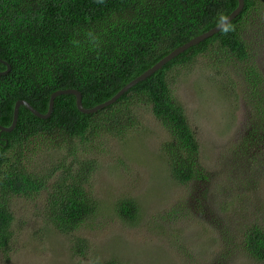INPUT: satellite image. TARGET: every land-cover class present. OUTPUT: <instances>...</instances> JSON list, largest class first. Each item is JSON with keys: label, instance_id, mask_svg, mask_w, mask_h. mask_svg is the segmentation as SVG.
<instances>
[{"label": "trees", "instance_id": "obj_1", "mask_svg": "<svg viewBox=\"0 0 264 264\" xmlns=\"http://www.w3.org/2000/svg\"><path fill=\"white\" fill-rule=\"evenodd\" d=\"M237 6V0H0V58L11 66L0 76V125L11 126L19 100L46 114L51 95L59 90L80 91L85 108L110 100L173 50L219 25L220 18H227ZM257 23L264 27V0H245L243 11L231 22L234 31L220 30L187 49L96 114L80 112L74 95L58 96L46 120L21 106L15 129L0 130V249L9 251L13 238L11 197L33 198L47 192L44 218L64 235L74 234L96 217L98 202L89 187L97 163L76 156L91 137L123 135L135 123L133 109L142 104L151 108L171 137L164 151L173 180L183 186L206 181L199 142L172 92L173 74L205 56L231 62L253 58L247 34ZM6 70L0 62V72ZM243 75L259 91L264 77L258 67L248 64ZM38 139L63 161L52 162L45 171H29L25 165L43 154L31 149L30 142ZM69 158L73 160L66 165ZM117 214L133 225L138 205L125 200ZM244 242L248 254L264 262V230L248 228ZM71 249L74 255L87 257L89 243L76 237ZM92 264L123 263L107 258Z\"/></svg>", "mask_w": 264, "mask_h": 264}, {"label": "rangeland", "instance_id": "obj_2", "mask_svg": "<svg viewBox=\"0 0 264 264\" xmlns=\"http://www.w3.org/2000/svg\"><path fill=\"white\" fill-rule=\"evenodd\" d=\"M254 27L247 34L254 55L248 61L205 56L173 74L172 92L199 142L206 181L183 186L173 180L164 151L171 137L142 104L123 135L91 137L76 156L97 163L89 187L98 202L96 217L64 235L44 218L47 192L11 197L13 238L9 251L0 249V264H92L107 258L123 264H264L248 254L244 242L248 228L264 230V83L256 91L243 75L251 64L264 77V27ZM30 143L43 154L25 165L29 171L63 161L43 139ZM125 200L139 208L133 225L117 214ZM76 237L88 241L87 257L73 254Z\"/></svg>", "mask_w": 264, "mask_h": 264}, {"label": "water", "instance_id": "obj_3", "mask_svg": "<svg viewBox=\"0 0 264 264\" xmlns=\"http://www.w3.org/2000/svg\"><path fill=\"white\" fill-rule=\"evenodd\" d=\"M237 1H238L237 8L227 17V20L230 23L235 18H237V16L243 11V9L245 7V0H237ZM219 31H220V27H219V25H217L216 27L212 28L211 30H209L203 34H200L199 36H197V37L191 39L189 42L185 43L184 45L176 48L170 54H168L163 59H161L158 63H156L153 67L148 69L146 72H144L142 75H140L139 77H137L136 79H134L130 83H128L126 86H124L113 98H111L110 100H108L102 104H99L93 108H85L84 107V105L82 103V94L80 91H78L76 89H66V90H59V91L54 92L51 95V98L49 101V109H48V112L46 114H43V113H40L39 111H37L27 101L19 100L16 102L15 107H14L13 121H12L11 126L4 127V126L0 125V130L2 132H12L15 129V127L18 123V117H19V112H20L21 106L27 107L35 116H37L41 119L46 120V119L50 118L52 113H53V110H54L55 99L61 95H74L76 97L77 107H78L80 112H82L84 114H88V115L96 114L99 111H102V110L114 105L123 95L128 93L133 87H135L140 82L146 80L148 77L152 76L158 70L162 69L168 62H170L171 60H173L174 58H176L177 56H179L180 54L185 52L187 49H189L192 46H195V45L205 41L206 39L214 36ZM0 62H2L4 65L7 66L6 71L0 72V76H4L10 72L11 66L1 58H0Z\"/></svg>", "mask_w": 264, "mask_h": 264}, {"label": "clouds", "instance_id": "obj_4", "mask_svg": "<svg viewBox=\"0 0 264 264\" xmlns=\"http://www.w3.org/2000/svg\"><path fill=\"white\" fill-rule=\"evenodd\" d=\"M97 2L103 3V0H97ZM218 23L222 33L227 34L230 31H234V27L231 25V23L227 20L226 17H221ZM88 35L92 37L94 43H97L98 38L95 37L91 31L88 33Z\"/></svg>", "mask_w": 264, "mask_h": 264}]
</instances>
